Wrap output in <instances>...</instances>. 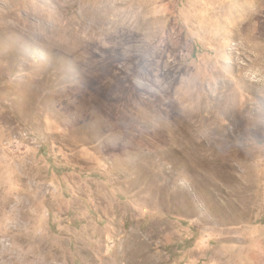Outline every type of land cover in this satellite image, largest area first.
Listing matches in <instances>:
<instances>
[{
    "label": "rangeland",
    "instance_id": "rangeland-1",
    "mask_svg": "<svg viewBox=\"0 0 264 264\" xmlns=\"http://www.w3.org/2000/svg\"><path fill=\"white\" fill-rule=\"evenodd\" d=\"M0 264H264V0H0Z\"/></svg>",
    "mask_w": 264,
    "mask_h": 264
},
{
    "label": "bare ground",
    "instance_id": "bare-ground-1",
    "mask_svg": "<svg viewBox=\"0 0 264 264\" xmlns=\"http://www.w3.org/2000/svg\"><path fill=\"white\" fill-rule=\"evenodd\" d=\"M23 30V29H22Z\"/></svg>",
    "mask_w": 264,
    "mask_h": 264
}]
</instances>
